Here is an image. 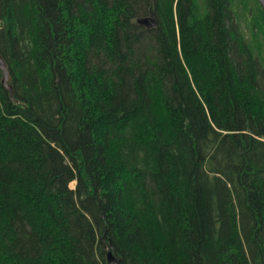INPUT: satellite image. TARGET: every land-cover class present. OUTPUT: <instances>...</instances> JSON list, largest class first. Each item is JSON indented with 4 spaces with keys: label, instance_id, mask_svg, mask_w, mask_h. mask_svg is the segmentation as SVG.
<instances>
[{
    "label": "trees",
    "instance_id": "obj_1",
    "mask_svg": "<svg viewBox=\"0 0 264 264\" xmlns=\"http://www.w3.org/2000/svg\"><path fill=\"white\" fill-rule=\"evenodd\" d=\"M253 1L0 0V264H264Z\"/></svg>",
    "mask_w": 264,
    "mask_h": 264
},
{
    "label": "rangeland",
    "instance_id": "obj_2",
    "mask_svg": "<svg viewBox=\"0 0 264 264\" xmlns=\"http://www.w3.org/2000/svg\"><path fill=\"white\" fill-rule=\"evenodd\" d=\"M249 1H251V2H249ZM257 2L260 4V2L258 0H257ZM249 3H250V6H251L250 8L253 9V11L255 12L256 11V5L254 4L253 0H233L232 7L235 9L239 20L241 19L240 20L241 21V26H242V29L244 31L243 34L247 38L252 39V36L250 37L251 33L249 31L247 23L249 22L248 19L253 20V19H255V17H253V19H252L251 17L254 16V14L252 13V15H251V14L245 12V10H244L245 6H247ZM258 39L261 40V34L258 35ZM70 186L73 187L74 183L71 182Z\"/></svg>",
    "mask_w": 264,
    "mask_h": 264
},
{
    "label": "water",
    "instance_id": "obj_3",
    "mask_svg": "<svg viewBox=\"0 0 264 264\" xmlns=\"http://www.w3.org/2000/svg\"><path fill=\"white\" fill-rule=\"evenodd\" d=\"M259 1L264 6V0H259ZM137 22L146 27H152V26H155L156 24L154 14L138 17ZM0 68L3 70V74H4L2 80L3 82H6L7 77H8V72H7L6 64L3 58L1 57V55H0ZM107 262L108 264H120L119 260L115 257V255H113L111 251L107 253Z\"/></svg>",
    "mask_w": 264,
    "mask_h": 264
},
{
    "label": "bare ground",
    "instance_id": "obj_4",
    "mask_svg": "<svg viewBox=\"0 0 264 264\" xmlns=\"http://www.w3.org/2000/svg\"><path fill=\"white\" fill-rule=\"evenodd\" d=\"M258 1H259V0H258ZM259 2H260V1H259ZM260 4H261V2H260ZM261 6L264 7L262 4H261ZM138 17H142V16H137V17H136V19H135L136 23H138V22H137V18H138ZM138 24H140V23H138ZM140 25H142V24H140Z\"/></svg>",
    "mask_w": 264,
    "mask_h": 264
}]
</instances>
